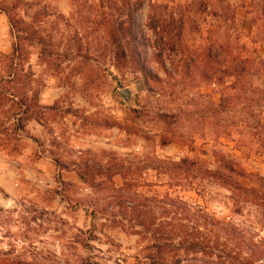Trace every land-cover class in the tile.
<instances>
[{
  "label": "rangeland",
  "instance_id": "1",
  "mask_svg": "<svg viewBox=\"0 0 264 264\" xmlns=\"http://www.w3.org/2000/svg\"><path fill=\"white\" fill-rule=\"evenodd\" d=\"M137 3L0 0V264H264V0Z\"/></svg>",
  "mask_w": 264,
  "mask_h": 264
},
{
  "label": "trees",
  "instance_id": "2",
  "mask_svg": "<svg viewBox=\"0 0 264 264\" xmlns=\"http://www.w3.org/2000/svg\"><path fill=\"white\" fill-rule=\"evenodd\" d=\"M146 1L147 0H138L137 6H136L137 9L139 7H142ZM10 24L12 25V27L15 26V23L12 20H10ZM18 34L24 35V34H27V32L26 31L25 32L24 31H18ZM16 39H17L18 43H17V47L15 48L14 52H18V51L21 50V47H22L21 41H23L24 38L23 37H20V36H16ZM142 72H143V74H144V76L146 78H152L153 77L152 76V73L147 68L146 62H143Z\"/></svg>",
  "mask_w": 264,
  "mask_h": 264
},
{
  "label": "water",
  "instance_id": "3",
  "mask_svg": "<svg viewBox=\"0 0 264 264\" xmlns=\"http://www.w3.org/2000/svg\"><path fill=\"white\" fill-rule=\"evenodd\" d=\"M120 95L122 96V98L126 104H130L133 100V94H132L131 90H129V89H125V90L121 91Z\"/></svg>",
  "mask_w": 264,
  "mask_h": 264
}]
</instances>
